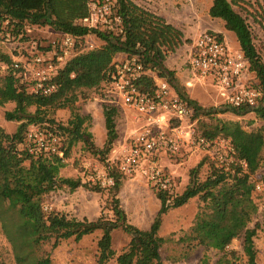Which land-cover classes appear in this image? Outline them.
<instances>
[{
  "label": "trees",
  "instance_id": "16d2710c",
  "mask_svg": "<svg viewBox=\"0 0 264 264\" xmlns=\"http://www.w3.org/2000/svg\"><path fill=\"white\" fill-rule=\"evenodd\" d=\"M88 2L89 0H0V25L2 27L6 21L9 22L4 32L7 30L19 36L21 33L27 34V29L34 26H51L55 31L77 36L79 43L77 54L66 62L53 79L57 85L56 90L48 95L31 92L23 76L12 70L1 77L0 105L15 103L12 110L6 111L5 117L7 120L20 122L14 133H8L0 127V204H8L0 210V215L2 212H11L18 217L13 239L21 238L38 246L55 237L56 245L60 239H81L101 229L103 235L98 241V264H106L111 259H115L116 264H164L162 249L168 238L159 234L163 214L171 207L182 206L191 198L199 196L203 204L200 205L192 226L178 241L186 243L190 248L204 245L219 250L222 255L215 264H234L230 256L236 255V252L229 251L228 247L234 239L243 237V250L248 262L257 264L255 237L261 223L256 221L252 227L250 224L261 211L255 198L257 191L254 176L264 157V125L249 131L239 120L215 117V113L219 112L230 111L238 116L254 112L264 120V60L256 47L249 24L234 8L233 0H212L209 14L222 19L225 28L235 33L239 48L248 60L249 71L253 75L252 84L263 94L258 106L233 107L226 104L225 109L210 108L201 111V108L179 92L194 108L196 127L201 115L209 117V121L201 120V129L197 128L200 135L209 140L219 137L231 141L235 149L232 167L225 170L215 160H211L208 176L200 180L197 173L204 162L202 160L191 170L189 183L183 192L170 199L168 193L155 189L161 207L148 229L139 228L128 221L117 197L113 199L114 219L100 217L93 221L80 220L59 213L47 214L44 210L43 196L58 185L66 184L71 189L82 185L81 179L60 177V170L66 165L65 158L71 147L79 141L90 143L91 133L86 126L89 117L74 109L76 91L100 86L113 69L120 53L139 54L147 69L167 78L173 84L175 73L165 66L166 56L185 41L180 28L135 0H118V10L124 24L123 33L114 34L89 28L78 21L89 13ZM90 33H94L103 43L95 49L83 51L85 37ZM220 38L223 39L221 36ZM1 55L7 63L12 61L9 54ZM140 87L144 90L153 89L154 78L146 75L141 80ZM66 107L72 110L66 123H56L55 119L48 116L49 110ZM103 113L107 138L102 151L107 153L119 136L116 120L119 109L104 105ZM46 122L51 125L50 128L56 124L55 129L68 135L67 146L62 147V157L51 154L36 158L21 147L29 126ZM28 159L29 164L26 165L25 161ZM110 175L114 177L113 187L119 189L122 173L119 169H113ZM118 227L129 233L131 239L128 247L117 254L112 248V231ZM38 264H50L49 258L39 260Z\"/></svg>",
  "mask_w": 264,
  "mask_h": 264
},
{
  "label": "rangeland",
  "instance_id": "374dc122",
  "mask_svg": "<svg viewBox=\"0 0 264 264\" xmlns=\"http://www.w3.org/2000/svg\"><path fill=\"white\" fill-rule=\"evenodd\" d=\"M233 1L234 8L249 24L256 47L264 60V0ZM135 2L163 16L169 23L180 28L184 34L185 41L176 50L169 52L165 60V66L175 73L172 87L176 93H183L192 104L201 108V111L210 108L225 109L227 105L218 89L209 79L193 74L189 61L193 39L205 30L217 32L233 49L240 47L235 33L225 28V22L209 14L212 0H135ZM6 28L7 26L4 25L0 29V83L2 75L7 74L12 68L14 57L11 53L19 56L22 52L31 50L35 41L46 43L49 38L54 37L51 26H34L21 39L17 36L11 43H7L3 38ZM90 40L99 45L103 43L94 33H91ZM1 54H9L12 61L7 63L5 59H2ZM102 88L103 83L95 88H82L76 91L77 100L74 109L89 117L86 126L91 133V144L79 141L71 147L69 155L65 158L66 165L60 170V177L81 179L82 185L75 189H71L66 184L58 185L43 196L44 210L47 214L59 213L68 218L80 220L93 221L100 217L114 219L113 199L117 197L127 214L128 221L139 228L148 229L161 207L155 189L140 176L129 177L122 174V184L117 190L109 183L110 171L113 169L118 171V162L130 143L129 135L136 129L135 113L119 109L116 118L119 136L109 152L104 153L102 150L105 149L107 130L103 113L105 103L101 98ZM14 107V102L0 105V127L8 133H14L20 123L7 120L5 117L6 111ZM71 114L72 110L66 107L51 109L48 116L55 119L56 123H66ZM215 117L222 120H239L249 131L264 125V120L258 118L254 112L240 116L230 111L219 112L215 113ZM199 118L198 127L201 129V120L209 121V117L201 115ZM41 125L42 128L51 130L57 136L61 147L67 146L68 135L55 129L56 124L52 126L56 132L50 128L51 125L48 122ZM31 127L32 125L28 129ZM21 147L23 148L24 145L22 144ZM202 160L204 162L199 167L197 177L204 180L210 172V162L213 160L206 153L192 150L181 155L166 156L162 160L177 182L178 193L184 191L189 183L191 170ZM25 164H29V159L25 161ZM254 177L256 184H264V157ZM255 198L259 202L261 211L250 226H254L256 221L261 223L255 237V246L257 264H264V194L257 191ZM202 204L200 197L195 196L184 205L171 207L163 214L159 234L168 238L162 249L164 264H215L222 255L219 250L204 245L190 248L186 243L178 241L192 226ZM7 205L6 202L0 204V210ZM17 218L11 212H2L0 215V263L38 264L39 260L49 258L50 264H98L100 254L98 241L103 235L101 229L81 239L63 238L54 245L56 239L53 237L34 246L21 238L13 239ZM130 239V234L122 227H118L112 231V248L118 254L128 247ZM243 240V237L236 238L228 247L229 251L236 252V255L230 256L234 264H250L243 250ZM106 264H116L115 259L109 260Z\"/></svg>",
  "mask_w": 264,
  "mask_h": 264
},
{
  "label": "built area",
  "instance_id": "2783aa9c",
  "mask_svg": "<svg viewBox=\"0 0 264 264\" xmlns=\"http://www.w3.org/2000/svg\"><path fill=\"white\" fill-rule=\"evenodd\" d=\"M88 5L89 13L78 20L80 23L114 34L124 32L118 0H89ZM8 23L6 21L4 25ZM3 27L0 25V29ZM29 31L28 28L27 33ZM53 32L54 37L49 38L48 42L35 41L31 50L19 56L11 53L14 57L11 70L21 74L28 89L36 94L54 92L57 88L54 77L77 54V36ZM23 35L19 34V39ZM90 36L91 33L85 37L83 51L99 45L91 41ZM16 37L7 30L3 34L7 43ZM189 59L193 74L209 79L226 104L233 107L258 106L263 94L252 84L253 75L244 52L240 48H231L217 32L205 30L193 39ZM146 75L154 78L155 87L151 90L140 87ZM101 98L105 105L134 112L137 121L136 129L129 135L130 143L118 162L119 171L125 176L146 179L154 189L168 193L170 199L178 194V185L173 174L162 163L166 156L199 150L211 156L225 170H229L235 162V149L231 141L219 137L209 140L200 135L193 119L192 105L176 93L167 78L147 69L139 54H125L115 60L113 69L103 82ZM23 145L36 158L64 155L57 136L40 125H32L28 129ZM109 183L114 185V177L109 178ZM256 190L264 194V184L257 183Z\"/></svg>",
  "mask_w": 264,
  "mask_h": 264
},
{
  "label": "crops",
  "instance_id": "0c3cea01",
  "mask_svg": "<svg viewBox=\"0 0 264 264\" xmlns=\"http://www.w3.org/2000/svg\"><path fill=\"white\" fill-rule=\"evenodd\" d=\"M124 55H125V53H120V54H118V56L116 57V59H120V58L124 57Z\"/></svg>",
  "mask_w": 264,
  "mask_h": 264
}]
</instances>
